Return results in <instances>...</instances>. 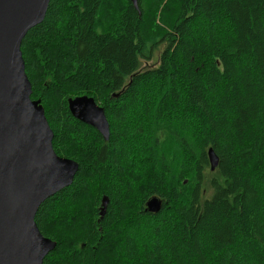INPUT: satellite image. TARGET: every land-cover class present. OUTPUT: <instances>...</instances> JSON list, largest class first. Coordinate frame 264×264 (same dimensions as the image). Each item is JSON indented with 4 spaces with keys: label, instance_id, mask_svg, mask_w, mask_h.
<instances>
[{
    "label": "trees",
    "instance_id": "obj_1",
    "mask_svg": "<svg viewBox=\"0 0 264 264\" xmlns=\"http://www.w3.org/2000/svg\"><path fill=\"white\" fill-rule=\"evenodd\" d=\"M20 50L78 164L35 215L43 264H264V0H50ZM82 96L106 141L71 116Z\"/></svg>",
    "mask_w": 264,
    "mask_h": 264
},
{
    "label": "water",
    "instance_id": "obj_2",
    "mask_svg": "<svg viewBox=\"0 0 264 264\" xmlns=\"http://www.w3.org/2000/svg\"><path fill=\"white\" fill-rule=\"evenodd\" d=\"M50 0H0V264H43L56 243L44 237L34 218L41 204L69 187L78 164L58 156L53 133L41 100L31 99L21 42L42 23ZM136 6V0H131ZM68 110L77 121L94 128L106 141L109 124L103 108L93 98L68 99ZM214 171L218 158L209 149ZM108 198L98 210L102 219ZM161 202L151 198L149 213H158Z\"/></svg>",
    "mask_w": 264,
    "mask_h": 264
},
{
    "label": "rangeland",
    "instance_id": "obj_3",
    "mask_svg": "<svg viewBox=\"0 0 264 264\" xmlns=\"http://www.w3.org/2000/svg\"><path fill=\"white\" fill-rule=\"evenodd\" d=\"M163 50V46H159V48H158V52L157 51H155L154 52V56L157 58V56L160 54V52ZM155 58V59H156ZM154 63V59H152V61H148V62H143L142 64L144 65V66H146V67H148V66H151L152 64Z\"/></svg>",
    "mask_w": 264,
    "mask_h": 264
}]
</instances>
